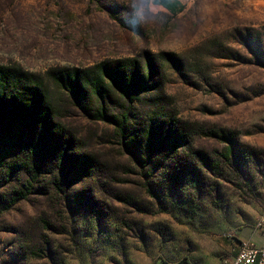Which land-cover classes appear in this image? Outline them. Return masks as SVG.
<instances>
[{"label":"rangeland","instance_id":"374dc122","mask_svg":"<svg viewBox=\"0 0 264 264\" xmlns=\"http://www.w3.org/2000/svg\"><path fill=\"white\" fill-rule=\"evenodd\" d=\"M175 1L178 12L162 7L163 22L133 32L129 0H0V66L47 81L51 69L137 59L143 99L178 121L180 163L197 170L181 204L172 184L159 202L147 183L169 162L141 169L113 128L65 110L74 151L96 170L68 186L53 159L34 179L1 171L0 264H221L239 241L264 237V0ZM17 191L26 198L11 202Z\"/></svg>","mask_w":264,"mask_h":264},{"label":"trees","instance_id":"16d2710c","mask_svg":"<svg viewBox=\"0 0 264 264\" xmlns=\"http://www.w3.org/2000/svg\"><path fill=\"white\" fill-rule=\"evenodd\" d=\"M160 2L170 13L180 9L175 0ZM112 64L114 68L108 72L101 71L104 64L83 70L51 69L45 74L47 81L12 65L0 66V172L4 170L7 177L20 173L34 179L53 159L67 186L94 173L96 159L87 152L74 151L80 140L61 121V112L76 111L113 128L122 139L123 151L141 169H155L169 162L158 185L153 188L147 183L146 192L160 202L172 184L176 193L169 196L179 205L185 184H194L197 170L190 161L180 163L178 121L163 111L157 97L143 99L147 90L137 59ZM136 102H143V108L133 117L130 108ZM228 151H234L232 145ZM153 156L160 159L153 163ZM202 161L208 164L206 158ZM16 194L18 198L11 202L26 198L23 191ZM161 264L169 263L161 260ZM174 264L191 263L184 256Z\"/></svg>","mask_w":264,"mask_h":264},{"label":"clouds","instance_id":"9594fccd","mask_svg":"<svg viewBox=\"0 0 264 264\" xmlns=\"http://www.w3.org/2000/svg\"><path fill=\"white\" fill-rule=\"evenodd\" d=\"M162 6L160 0H129L124 19L130 31L135 32L149 22H163L164 16L160 12Z\"/></svg>","mask_w":264,"mask_h":264},{"label":"built area","instance_id":"2783aa9c","mask_svg":"<svg viewBox=\"0 0 264 264\" xmlns=\"http://www.w3.org/2000/svg\"><path fill=\"white\" fill-rule=\"evenodd\" d=\"M221 264H264V247H259L250 240L239 241L238 248Z\"/></svg>","mask_w":264,"mask_h":264},{"label":"crops","instance_id":"0c3cea01","mask_svg":"<svg viewBox=\"0 0 264 264\" xmlns=\"http://www.w3.org/2000/svg\"><path fill=\"white\" fill-rule=\"evenodd\" d=\"M256 244L259 246V247H264V237H260L256 240Z\"/></svg>","mask_w":264,"mask_h":264}]
</instances>
